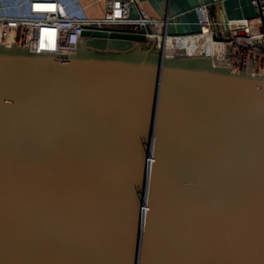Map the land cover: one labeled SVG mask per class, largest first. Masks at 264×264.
I'll return each instance as SVG.
<instances>
[{
	"label": "water",
	"instance_id": "obj_1",
	"mask_svg": "<svg viewBox=\"0 0 264 264\" xmlns=\"http://www.w3.org/2000/svg\"><path fill=\"white\" fill-rule=\"evenodd\" d=\"M141 32L0 44V264H264V71Z\"/></svg>",
	"mask_w": 264,
	"mask_h": 264
},
{
	"label": "built area",
	"instance_id": "obj_2",
	"mask_svg": "<svg viewBox=\"0 0 264 264\" xmlns=\"http://www.w3.org/2000/svg\"><path fill=\"white\" fill-rule=\"evenodd\" d=\"M256 8L252 18L226 19L217 22L210 19L204 4L195 7L198 15V30L189 34L170 35L163 30L166 22L148 17L141 10L137 17L130 16L129 0H107L106 12L102 19H86L68 12L58 0H28L25 13L11 14L12 6L0 0V44L21 45L29 52L51 53L57 57H68L75 53L81 44L82 34L89 30H127L150 38V33L177 40L195 41L194 49L204 47L206 53H196L197 57H210V61L220 66L246 70L241 64L264 70V0H250ZM10 37L9 41H3ZM17 39L19 44L14 42ZM198 39V40H197ZM19 46V47H21ZM211 46L220 49V57L214 60ZM159 48V46H158ZM221 58L223 60H221ZM259 59L257 64L253 59ZM225 61L224 64L221 62ZM249 65V67H251ZM236 70V69H235Z\"/></svg>",
	"mask_w": 264,
	"mask_h": 264
},
{
	"label": "crops",
	"instance_id": "obj_3",
	"mask_svg": "<svg viewBox=\"0 0 264 264\" xmlns=\"http://www.w3.org/2000/svg\"><path fill=\"white\" fill-rule=\"evenodd\" d=\"M68 12L86 19H102L107 0H58ZM130 16L137 17L139 11L148 17L166 22L163 28L170 35L189 34L198 30V15L195 7L204 4L210 19L224 22L226 19L252 18L256 8L250 0H129ZM12 6L11 14L25 13L28 0H5ZM23 4V6L19 5ZM140 48V47H139ZM198 49H194L197 51Z\"/></svg>",
	"mask_w": 264,
	"mask_h": 264
},
{
	"label": "bare ground",
	"instance_id": "obj_4",
	"mask_svg": "<svg viewBox=\"0 0 264 264\" xmlns=\"http://www.w3.org/2000/svg\"><path fill=\"white\" fill-rule=\"evenodd\" d=\"M108 32H110V31H108ZM150 34L151 35H148V36H150L151 39L155 40L156 46L163 47L164 56H172V58H196L197 56H193V55H196V53H198V51H199L200 54L203 53V55L206 53V49H204V47L202 49L200 47V48H198L197 51H194V48L192 46H194L195 41H191L189 38L188 39H183V40H177L176 43H175L173 41H170L169 38L162 39L161 36H159V35H157L155 33H150ZM143 35L146 37L145 34H143ZM9 39H10V37H8L6 40L4 39L3 41H9L10 42ZM14 42L16 44H19L17 39H14ZM80 42H81V44H80V46L78 48L79 50L77 49L73 55H76V54L80 53L81 50H82L80 47L82 45H84L85 42H86V38L83 36V34H82V39H81ZM117 42H120V41H117ZM7 44H11V43H5V45L4 44H1V45L12 46V45H7ZM18 46H21V45H18ZM21 47L23 48V46H21ZM217 48L218 47H216V46H211L210 49H209V51H214V60L217 59V54H216ZM217 52H218V57H220V52H221L220 49ZM31 53H38V52H31ZM42 54H50V55L55 56L54 54H51V53H42ZM68 57H70V56H68ZM61 58H64V57H61ZM221 60H223V59L221 58ZM258 60L259 59H256V58L253 59V61H255L256 64L258 63L257 62ZM224 63H225V61L221 62V64H224ZM250 64L253 65L254 63H252V62H250L249 64L243 63L241 65L242 66H248V67H244V68L247 71H250V72H260L261 71L260 69L256 68V66H251ZM249 65L251 67H249ZM232 67L237 70V68L239 66L236 65V66H232Z\"/></svg>",
	"mask_w": 264,
	"mask_h": 264
},
{
	"label": "rangeland",
	"instance_id": "obj_5",
	"mask_svg": "<svg viewBox=\"0 0 264 264\" xmlns=\"http://www.w3.org/2000/svg\"><path fill=\"white\" fill-rule=\"evenodd\" d=\"M117 43H122L121 45H123V46H125L124 44V42H117ZM99 44V45H98ZM98 44H97V49H100V48H105L106 46H107V44L108 43H106V41H101V42H98ZM127 44H129V46H132V47H140V48H147V44L148 43H134L133 42V44L132 43H127ZM132 44V45H131ZM212 64H215V63H213V62H211ZM215 65H218V64H215Z\"/></svg>",
	"mask_w": 264,
	"mask_h": 264
}]
</instances>
